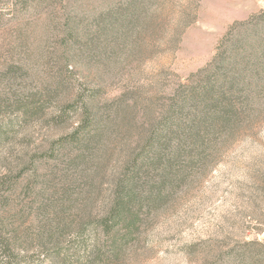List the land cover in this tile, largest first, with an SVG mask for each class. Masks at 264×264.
Returning a JSON list of instances; mask_svg holds the SVG:
<instances>
[{
	"label": "rangeland",
	"instance_id": "374dc122",
	"mask_svg": "<svg viewBox=\"0 0 264 264\" xmlns=\"http://www.w3.org/2000/svg\"><path fill=\"white\" fill-rule=\"evenodd\" d=\"M133 1L0 0V264H264V0H151L118 33V47L88 46L99 24ZM71 35L80 40L76 48ZM227 44L250 56L249 84L262 89L236 100L251 106L248 122L144 218L116 258L96 227L114 175L174 92ZM61 80L71 87L57 90ZM95 88L93 111L108 114L117 129L92 154L99 167L90 187L93 220L76 208L71 229L53 240L47 204L58 187L49 179L50 148L74 130L81 110L57 127L49 120L80 90ZM45 91L54 99L43 119L23 118L22 106L36 105Z\"/></svg>",
	"mask_w": 264,
	"mask_h": 264
},
{
	"label": "trees",
	"instance_id": "16d2710c",
	"mask_svg": "<svg viewBox=\"0 0 264 264\" xmlns=\"http://www.w3.org/2000/svg\"><path fill=\"white\" fill-rule=\"evenodd\" d=\"M149 2L151 0H134L130 6L131 12L124 10L101 22L97 32L90 36L88 46L93 44L103 50L111 46L118 47V33L126 27V22L132 20L134 11ZM227 39L228 35L225 36ZM69 42L72 48L80 44L74 35L69 37ZM223 48L211 64L193 74L187 84L174 92L165 112L140 136L137 149L133 150L121 170L114 175L111 193L96 227L111 243L115 257L118 249L128 243L129 238L140 228L144 218L160 212L173 192L187 184L198 167L212 161L220 143L250 118L251 106L247 99L241 104L236 101L246 89L251 96L253 92L262 90L249 84L247 70L251 63L247 58L250 56L240 58L238 49L229 44ZM86 61L90 64L96 59L90 56ZM254 65L258 66V62ZM255 70L260 74L258 69ZM68 80L70 82V78ZM66 85L71 87L67 80H61L56 83V88L64 89ZM79 93L75 101L60 110L59 116L49 120L50 124L57 127L65 117L81 110L80 120L74 130L50 148L55 165L50 168L49 179L58 187L53 194L54 198L58 197L57 200L47 204L50 205L48 212L52 216L48 233L53 240L66 235V231L71 229L74 223L72 214L76 215L77 209L80 208L78 211L88 217L91 215L93 190L90 187L94 186L92 182L99 168L92 154L101 149L104 135L107 137V132L114 133L117 129L108 114L104 115L102 110L93 111L97 104L98 89H82ZM53 96V92L45 91L36 105H23V118L41 115L43 119L46 102L49 104ZM59 164L64 165L66 170L61 172L55 168ZM77 181H80V188L73 187V182ZM77 190L80 191L75 203L72 198ZM90 219L93 220L92 215Z\"/></svg>",
	"mask_w": 264,
	"mask_h": 264
}]
</instances>
